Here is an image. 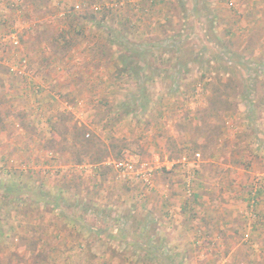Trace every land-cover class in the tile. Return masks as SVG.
<instances>
[{
    "label": "rangeland",
    "instance_id": "1",
    "mask_svg": "<svg viewBox=\"0 0 264 264\" xmlns=\"http://www.w3.org/2000/svg\"><path fill=\"white\" fill-rule=\"evenodd\" d=\"M262 109L264 0H0V264H264Z\"/></svg>",
    "mask_w": 264,
    "mask_h": 264
},
{
    "label": "built area",
    "instance_id": "2",
    "mask_svg": "<svg viewBox=\"0 0 264 264\" xmlns=\"http://www.w3.org/2000/svg\"><path fill=\"white\" fill-rule=\"evenodd\" d=\"M94 10H97L94 7ZM8 41L13 46H18V40L14 35H8L6 37ZM25 61H22L24 64ZM199 155H196L198 158ZM158 166V163H156ZM107 166L112 168L114 177L116 180L120 181H138L143 184V186L150 188L152 186V177L154 172L153 165L148 163L137 162L133 157L124 156L118 161L107 162ZM156 169V168H155Z\"/></svg>",
    "mask_w": 264,
    "mask_h": 264
},
{
    "label": "trees",
    "instance_id": "3",
    "mask_svg": "<svg viewBox=\"0 0 264 264\" xmlns=\"http://www.w3.org/2000/svg\"><path fill=\"white\" fill-rule=\"evenodd\" d=\"M87 11H88V9H89V6H90V3L89 4H83L82 5ZM109 8H112V7H109ZM99 9V8H98ZM95 10L96 11V13L97 12H99V10ZM90 13V12H89ZM95 13H91L89 16L87 15V20L88 21H92V20H94L95 19ZM84 18H86V16L84 17ZM106 60H108V59H106ZM127 60V61H126ZM130 61H128V59H125V61H121V65H122V67L121 68H119V66L118 67H114L112 64H111V67L112 68H114V69H116V70H119V72L117 73V75L118 76H122V74L123 73H126V74H134L135 73V75H137L138 73L135 71L134 72V68L136 69V67H135V64L136 63H133V61H132V59H129ZM109 61H110V59H109ZM107 65V64H106ZM107 68V67H106ZM119 68V69H118ZM121 72H123L121 75H119ZM119 78V77H118ZM113 81H115V79L113 80ZM224 87V90H223V92L225 91V90H228V86L227 85H224L223 86ZM215 90V89H214ZM213 90V94L212 95H214L213 96V100L211 99L210 100V102H211V104H214V103H216L215 101H214V99H217V97H216V95H223L222 93H220V91H214ZM216 90H219V89H216ZM2 125V115H1V112H0V126ZM82 143L85 145V143H87V145L89 146L90 145V143H89V141H87V140H84L83 138H82ZM120 159H122V158H120ZM119 160V159H118ZM95 162H100V159L99 158H96L95 159ZM16 187V186H15ZM6 191L10 194V193H13L12 192V189H6ZM4 197H6L5 195L3 196V199H5ZM256 197H258V194L256 193V195L254 194V199L256 198ZM3 205H5V204H2V208H5V207H3ZM6 206V205H5ZM38 240H35L34 242H32V244L31 245H33L34 247H32V249H29L30 250V252H32V251H35V245H37L36 244V242H37ZM40 242H43V241H40Z\"/></svg>",
    "mask_w": 264,
    "mask_h": 264
},
{
    "label": "crops",
    "instance_id": "4",
    "mask_svg": "<svg viewBox=\"0 0 264 264\" xmlns=\"http://www.w3.org/2000/svg\"><path fill=\"white\" fill-rule=\"evenodd\" d=\"M75 6H77V5H75ZM57 61V62H59V60L58 59H46V61H48L49 63H52V61ZM78 60V59H77ZM72 61V60H71ZM35 62H42V59H38L37 61H35ZM108 66V65H107ZM116 67V66H115ZM108 70L110 71L111 70V68L110 67H108ZM96 71H98L97 69H95V70H93V72H96ZM103 72V71H102ZM67 74V76H65V77H67V83L69 84V83H72V81H73V79H75L76 80V74L74 75V73H66ZM77 77H78V75H77ZM80 77H82V79L84 78V76H83V74L80 76ZM61 87V86H60ZM260 96H263V93L261 92L259 95H258V97H260ZM48 96L46 95V94H44V96H43V98H44V100L47 98ZM41 100H43V99H41ZM252 102V101H251ZM260 105L258 104L257 106H256V108H257V110H258V107H259ZM262 110H264V109H262ZM154 161L155 162H157L158 161V158L157 157H154ZM90 169L91 168H93L94 170H95V167H89ZM90 169H88V171H89V173L90 172H92V170H90ZM20 183L22 182L21 180L19 181ZM22 185H24L23 183L22 184H20L19 186H22ZM120 191V190H119ZM14 205V204H13ZM21 204H19V206H20ZM17 206H18V204H17ZM28 218H30V217H28ZM38 222H36V224H37ZM45 231V233H46V235L47 234H49V232L47 233V231L48 230H44ZM50 235H54L53 233L52 234H50ZM42 237H44V232H43V236ZM53 238H56V236H54ZM45 239V238H44Z\"/></svg>",
    "mask_w": 264,
    "mask_h": 264
}]
</instances>
